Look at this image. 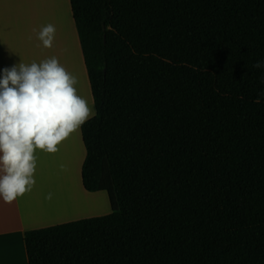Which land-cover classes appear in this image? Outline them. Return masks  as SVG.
<instances>
[{
	"label": "trees",
	"instance_id": "16d2710c",
	"mask_svg": "<svg viewBox=\"0 0 264 264\" xmlns=\"http://www.w3.org/2000/svg\"><path fill=\"white\" fill-rule=\"evenodd\" d=\"M112 213L27 231L28 264H264V0H70Z\"/></svg>",
	"mask_w": 264,
	"mask_h": 264
},
{
	"label": "crops",
	"instance_id": "0c3cea01",
	"mask_svg": "<svg viewBox=\"0 0 264 264\" xmlns=\"http://www.w3.org/2000/svg\"><path fill=\"white\" fill-rule=\"evenodd\" d=\"M64 1L27 0L30 9L34 10L32 12L35 17L30 18L20 13V7L17 4L20 1L15 4L11 0H0V70L14 64L39 63L56 57L60 64L76 77L75 87L78 95L94 107L96 115L70 0ZM15 6L16 9H14ZM47 24L54 25L56 29L50 48L44 47L42 41L38 39L39 31ZM58 148L59 151L55 153L36 150L37 167L34 174L36 184L31 191L17 197L11 203H6L0 198V264H28L24 240L27 231L112 213L108 194L105 191L88 192L83 186L82 167L86 158V148L81 128L72 133ZM46 166L53 168L54 179L62 183H67L68 180L74 187L73 191H77L83 197L86 195L87 199L96 202L86 205L76 201V207L67 215L68 219L54 218V215H49L42 207V195L44 197L47 190V182L50 183L43 172ZM0 175L3 173L0 172ZM98 202L100 203L97 204ZM57 217L60 216L57 215Z\"/></svg>",
	"mask_w": 264,
	"mask_h": 264
},
{
	"label": "clouds",
	"instance_id": "9594fccd",
	"mask_svg": "<svg viewBox=\"0 0 264 264\" xmlns=\"http://www.w3.org/2000/svg\"><path fill=\"white\" fill-rule=\"evenodd\" d=\"M55 31L52 24L41 28L38 39L44 47H52ZM253 66L264 68V61ZM76 83L56 57L0 70V198L6 203L36 184L37 149L59 151L95 115L94 107L78 95ZM51 198L49 193L46 199Z\"/></svg>",
	"mask_w": 264,
	"mask_h": 264
},
{
	"label": "bare ground",
	"instance_id": "6f19581e",
	"mask_svg": "<svg viewBox=\"0 0 264 264\" xmlns=\"http://www.w3.org/2000/svg\"><path fill=\"white\" fill-rule=\"evenodd\" d=\"M45 169V172H49V176L47 177V180L50 181V184H52V180H54V175L52 174V169H50V167L48 166L43 168ZM68 183V184H67ZM67 183H58V187L60 185V193H61V197L58 199V201H55L50 199L49 201L46 199L47 195H45L44 193V197L42 195V207L43 209H45L46 212L49 213V215H54L55 217L54 218H59L57 217V215L59 216H62V215H65L66 213H70V211H72L71 209L75 208V203L76 201H79V202H84V203H87V202H91L89 200H87L86 198L88 197H85L86 195H81L80 193H78L77 191H73L74 187H72V183L69 184L70 182L67 180ZM57 184V183H56ZM58 191V192H59ZM75 192V193H74ZM87 200V201H86ZM75 201V202H74ZM64 217V216H62Z\"/></svg>",
	"mask_w": 264,
	"mask_h": 264
},
{
	"label": "rangeland",
	"instance_id": "374dc122",
	"mask_svg": "<svg viewBox=\"0 0 264 264\" xmlns=\"http://www.w3.org/2000/svg\"><path fill=\"white\" fill-rule=\"evenodd\" d=\"M20 1V2H19ZM11 2L12 3H17V2H19V3H17L18 5H19V10H20V13L22 14V16H29L30 18H32V17H35L34 16V14H33V12L32 11H34L33 9H30V7H29V5H28V2H27V0H11ZM64 2H66V0L64 1ZM13 7V6H12ZM17 7L15 6L14 7V9H16ZM47 167V166H46ZM45 168V167H44ZM48 168V167H47ZM43 172H44V176L46 177V179H47V177L49 176L48 174V172H45V169H43ZM48 176H47V175ZM52 174H53V172H52ZM55 178V177H54ZM57 183V184H56ZM58 183L60 184H62V182H59V181H57V179H54V180H52V184L51 185H49L50 183L49 182H47V184H46V186H47V190H45V195H47L48 196V194L49 193H52V200H54V202L55 201H58V199L61 197V193H60V191H59V189H60V185H59V187L57 186L58 185ZM64 184V183H63ZM50 186V187H49ZM59 191V192H58ZM87 199V198H86ZM48 201H49V199H47ZM87 200H89V201H91V202H87L86 203V205H92V204H94V202H96V201H92V200H90V199H87ZM86 200V201H87ZM79 202V201H78ZM80 203H84V202H80ZM100 202H98L97 204H99ZM85 204V203H84ZM96 204V203H95ZM71 213V212H70ZM70 213H66L65 215H62V216H64V217H62V216H60L59 218L60 219H68L69 218V216H67V215H69Z\"/></svg>",
	"mask_w": 264,
	"mask_h": 264
}]
</instances>
